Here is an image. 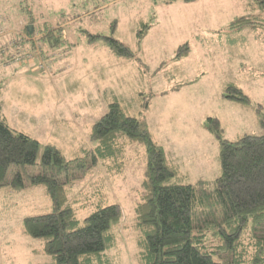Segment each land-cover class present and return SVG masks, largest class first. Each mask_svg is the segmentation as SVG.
<instances>
[{
  "label": "rangeland",
  "instance_id": "1",
  "mask_svg": "<svg viewBox=\"0 0 264 264\" xmlns=\"http://www.w3.org/2000/svg\"><path fill=\"white\" fill-rule=\"evenodd\" d=\"M159 1L0 0V39H4L0 72L7 75L10 70L2 66H12L10 57L23 54L22 50L29 54L31 49L37 58L16 61L42 73L36 79L0 74V115L12 129L40 143L37 163L48 144L66 160L89 159L93 143L85 125L115 101L139 118L167 162L186 177L184 183L189 180L193 185L199 178L212 180L220 173L218 140L208 130V117L218 120L222 137L229 141L263 132L264 29L261 25L235 30L215 27L241 16L264 18V12L252 9L256 0ZM25 25L32 27L30 38ZM202 29L206 40L199 45L195 37ZM46 30H52L58 42L43 39ZM89 33L116 38L131 49L133 57L115 55L99 38L89 42ZM25 38L33 43H25ZM185 43L188 56L175 60L178 47ZM73 54L78 59L71 70L73 64L65 61ZM38 64L42 67L36 69ZM60 66L70 69L60 70ZM177 84L179 89L172 90ZM229 85L248 96L250 105L224 97ZM79 109L82 117H76ZM120 140L124 154L117 161H98L84 170L67 187V198L79 218L98 204H119L121 218L111 229L113 243L106 257L110 264H140L135 202L146 152L138 142ZM28 171L38 172V166ZM52 208L42 185L0 191V264H56L44 252L42 241L28 236L22 225L25 217Z\"/></svg>",
  "mask_w": 264,
  "mask_h": 264
},
{
  "label": "trees",
  "instance_id": "2",
  "mask_svg": "<svg viewBox=\"0 0 264 264\" xmlns=\"http://www.w3.org/2000/svg\"><path fill=\"white\" fill-rule=\"evenodd\" d=\"M255 5L254 11L264 12V0H256ZM247 25H261L264 29V18L241 16L226 29ZM29 28L32 30L25 25L27 38L31 36ZM43 34L49 43L59 40L52 30ZM13 36L21 38L14 33ZM87 37L89 42L104 40L119 57H133L131 49L112 36L89 33ZM27 38L25 43H33ZM30 50L29 54L37 58ZM187 52L185 43L178 47L175 59ZM10 60L12 65H20L16 56ZM75 60L73 54L65 61L73 64L71 70ZM224 97L246 106L251 103L235 86L226 87ZM206 124L218 140L220 173L212 180L199 178L193 185L189 180L184 183L186 177L167 162L139 118L129 115L116 101L110 102L107 111L91 126L93 146L88 150L89 159L83 156L66 160L56 147L48 144L37 163L40 143L12 129L0 115V191L44 186L52 201V211L27 216L22 225L28 236L42 241L44 252L56 264H110L106 252L113 243L111 229L121 218L119 204H98L90 214L79 218L68 203L67 187L98 161H117L125 151L120 140L124 137L142 144L146 152L141 190L135 202L140 264H264V120L260 121L261 134H244L235 141L222 137L223 130L216 118L208 117ZM34 165L39 171L29 172Z\"/></svg>",
  "mask_w": 264,
  "mask_h": 264
},
{
  "label": "crops",
  "instance_id": "3",
  "mask_svg": "<svg viewBox=\"0 0 264 264\" xmlns=\"http://www.w3.org/2000/svg\"><path fill=\"white\" fill-rule=\"evenodd\" d=\"M196 1H198V0H196ZM196 1H194V2H196ZM163 4H165V3H163ZM199 4H201V3H199ZM199 7V9H202L204 6H197V7H190V8H198ZM228 10H229V8L227 9H225V11L226 12H228ZM201 11V10H200ZM208 11V10H207ZM223 11V10H222ZM208 12H212V11H208ZM219 13V10H217V11H214V12H212V14H218ZM227 23V21H223V22H220V24L219 25H216L215 27H218V26H220V25H223V27H226L228 24H226ZM201 29V28H200ZM232 30H235V29H232ZM212 32V31H211ZM201 33H204V30L202 29L201 30V32L199 31V36H196L195 38H196V40H197V42H199V45H203L204 44V42H203V40H206V38L203 36V35H201ZM217 33H215V32H213V36H215ZM202 36V37H201ZM218 36V35H217ZM188 52H189V49H188ZM188 52H187V54L185 55V56H183L182 58H179V59H175V60H180V59H183V58H185V57H187L188 56ZM75 56V55H74ZM76 57V59H78V56H75ZM175 58V57H174ZM84 64V63H83ZM2 66V65H1ZM18 66V65H17ZM3 68H8L9 70H10V72L6 75V73H2V72H0V74H2V75H6V76H12L13 74L14 75H16V76H18V77H24V78H28V77H34L35 79L36 78H42V77H40L39 75H41L39 72H36L37 70H34L33 69V66H27V65H19V67H21V68H19V69H17L18 67H16V65H12V66H10V65H8V66H6V65H3L2 66ZM23 67V68H22ZM54 67H56V65H54ZM200 69V68H199ZM56 69H54V71H55ZM200 71V70H199ZM201 72H199V81L202 79V77L200 76L201 74H200ZM51 73H49L48 75L49 76H51L50 75ZM53 74V73H52ZM43 75H47V74H43ZM180 84H181V86H182V83H183V81H180L179 82ZM179 84V85H180ZM179 88H178V84L177 85H175V86H173L172 87V90H178ZM180 92V91H179ZM83 109V108H82ZM80 109H79V113H80ZM78 113V110L76 111V117H82L83 116V111H81V114H79ZM101 116V115H100ZM100 116H95L96 117V119H94L95 117H91L89 120H88V122L86 123V125H85V131H87L88 132V135L90 134V131H91V126H92V124L100 117ZM150 134H151V132H149ZM85 134V133H84ZM84 137V136H83ZM151 137H152V134H151ZM153 138V137H152ZM90 139V135L88 136V140ZM90 144H91V141L89 142ZM156 143V142H155ZM157 144V143H156ZM158 145V144H157Z\"/></svg>",
  "mask_w": 264,
  "mask_h": 264
},
{
  "label": "built area",
  "instance_id": "4",
  "mask_svg": "<svg viewBox=\"0 0 264 264\" xmlns=\"http://www.w3.org/2000/svg\"><path fill=\"white\" fill-rule=\"evenodd\" d=\"M22 58H26V61H31L33 57L31 54L16 55V60H20ZM37 67L41 68L42 64H38Z\"/></svg>",
  "mask_w": 264,
  "mask_h": 264
},
{
  "label": "water",
  "instance_id": "5",
  "mask_svg": "<svg viewBox=\"0 0 264 264\" xmlns=\"http://www.w3.org/2000/svg\"><path fill=\"white\" fill-rule=\"evenodd\" d=\"M29 30H30V28H29Z\"/></svg>",
  "mask_w": 264,
  "mask_h": 264
}]
</instances>
